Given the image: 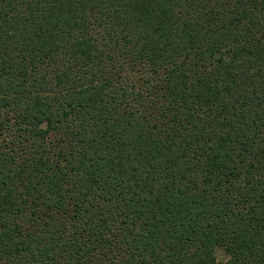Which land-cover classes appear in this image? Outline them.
I'll return each instance as SVG.
<instances>
[{
  "label": "trees",
  "instance_id": "obj_1",
  "mask_svg": "<svg viewBox=\"0 0 264 264\" xmlns=\"http://www.w3.org/2000/svg\"><path fill=\"white\" fill-rule=\"evenodd\" d=\"M264 264V0H0V264Z\"/></svg>",
  "mask_w": 264,
  "mask_h": 264
},
{
  "label": "rangeland",
  "instance_id": "obj_2",
  "mask_svg": "<svg viewBox=\"0 0 264 264\" xmlns=\"http://www.w3.org/2000/svg\"><path fill=\"white\" fill-rule=\"evenodd\" d=\"M216 256L218 264H227L229 261V256L223 249H218L216 252Z\"/></svg>",
  "mask_w": 264,
  "mask_h": 264
}]
</instances>
